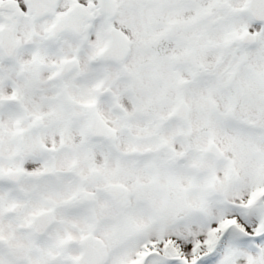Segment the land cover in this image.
<instances>
[{
  "label": "snow or ice",
  "instance_id": "6c2138e0",
  "mask_svg": "<svg viewBox=\"0 0 264 264\" xmlns=\"http://www.w3.org/2000/svg\"><path fill=\"white\" fill-rule=\"evenodd\" d=\"M0 264H264V0H0Z\"/></svg>",
  "mask_w": 264,
  "mask_h": 264
}]
</instances>
